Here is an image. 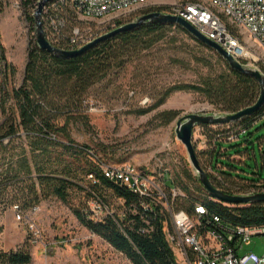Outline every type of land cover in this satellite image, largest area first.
Returning <instances> with one entry per match:
<instances>
[{
  "label": "trees",
  "instance_id": "16d2710c",
  "mask_svg": "<svg viewBox=\"0 0 264 264\" xmlns=\"http://www.w3.org/2000/svg\"><path fill=\"white\" fill-rule=\"evenodd\" d=\"M37 1L19 0L27 15ZM162 11L153 9L144 15ZM28 20L34 24L31 15H28ZM74 25L76 23L72 19L70 27ZM173 30L186 36L196 48L210 54L220 66V71H215L210 63L195 59L197 64L209 71L208 76L198 85L178 84L168 88L153 109L162 106L174 92L198 94L223 114H235L256 103L259 87L255 80L230 69L214 50L176 25L145 26L122 33L97 44L84 55L68 60L55 58L41 51L35 42L30 43L21 86L11 89L9 93H0V205L18 207L23 213L53 198L71 206L72 194L80 191L107 210L105 194L109 193L122 203L120 215L97 219L84 207H71L77 221L131 264H178L164 236L165 228L169 227L168 216L161 214L158 207L155 213L143 214L137 196L104 178L101 167L105 164L102 160L105 148L99 147L94 152L87 146L77 145L70 132V126L75 122L88 123L86 103L91 89L123 71L136 56L164 41ZM2 52L0 46V54ZM15 72L12 66L6 65L2 76L9 81ZM9 100L13 109L7 108ZM148 112L142 111L140 114ZM263 114L264 109L234 123L240 126V130L235 136H225V140H240V136H245L247 130L262 119ZM179 115L178 111H169L162 116L168 123ZM211 127L201 126L200 130L206 135ZM221 138L223 134L218 133L211 139L210 170L213 175H207L212 185L229 195L264 191V181L250 183L213 172L214 155L222 157L224 152ZM245 143L241 142V147ZM216 168L219 169L218 166ZM89 176L94 181L89 180ZM184 176L199 184L190 173ZM238 180L242 182L241 185L236 184ZM82 182L88 185L86 189L81 186ZM181 188L186 198L175 202L177 212L190 215L194 204L201 202L211 213L232 225L249 228L264 225V204L227 206L210 199L201 186L199 190L203 195L200 197L193 196L187 186L181 185ZM142 230L147 233L142 234ZM31 261L26 247L0 253V264H31Z\"/></svg>",
  "mask_w": 264,
  "mask_h": 264
},
{
  "label": "rangeland",
  "instance_id": "374dc122",
  "mask_svg": "<svg viewBox=\"0 0 264 264\" xmlns=\"http://www.w3.org/2000/svg\"><path fill=\"white\" fill-rule=\"evenodd\" d=\"M37 2L28 15L33 17ZM0 4V46L3 49L0 54V93H9L22 84L28 46L36 43V38L34 24L23 12L19 0H0ZM148 11L153 9H138L103 21H79L94 31H101L113 22H133ZM242 37L259 56H264L247 34L244 33ZM195 59L210 63L215 71H220V66L210 54L196 48L186 36L173 30L164 41L136 56L123 71L91 89L86 103L88 123L77 121L70 126L74 143L87 146L94 152L104 147L106 153L102 160L105 166L128 165L151 177L157 176L159 165L162 164L170 183L179 189H182L181 185L187 186L193 196H202L200 185L184 176L190 173L193 178L196 177L184 147L176 140L175 128L177 122L187 115L220 112L202 96L188 92H174L162 106L153 109L168 88L178 84L198 85L208 76L209 71L197 64ZM6 65L16 71L9 81L2 76ZM258 68L264 74L262 66ZM11 105L9 100L7 108ZM142 111L149 112L140 114ZM169 111H178L180 115L166 123L162 115ZM209 130L203 135L198 127L193 136L197 158L206 173L213 175L210 170L211 139L222 133L224 152L222 157L214 155L213 172L250 183L264 181V118L252 125L245 136L241 135L240 140L234 138V142L226 141L225 136H235L240 126H214ZM243 141L246 143L241 147ZM236 145L240 146L235 148ZM241 183L236 181L238 185ZM81 186L84 189L88 187L86 182H82ZM104 204L107 210H103L84 192L77 191L72 194L71 206L52 198L35 207L38 209L36 213L31 214V209L23 212L24 217L32 219L39 229L40 239L36 243H32L26 224L16 220L13 208L0 205V253L26 247L32 258L31 264H131L122 254L90 234L77 221L71 209L84 207L97 219L122 213V203L109 193L105 194ZM171 251L176 262L183 264L177 251L173 248ZM254 251L260 256L264 246L259 243Z\"/></svg>",
  "mask_w": 264,
  "mask_h": 264
},
{
  "label": "built area",
  "instance_id": "2783aa9c",
  "mask_svg": "<svg viewBox=\"0 0 264 264\" xmlns=\"http://www.w3.org/2000/svg\"><path fill=\"white\" fill-rule=\"evenodd\" d=\"M145 8L164 10L161 13L183 19L239 63L264 69V56H259L242 37L247 34L264 53V0H53L44 7L42 23L53 47L76 51L129 23L113 22L104 30L94 31L79 20L103 21ZM72 19L76 25L70 27ZM101 169L105 179L137 196L143 214L155 213L158 207L161 214L168 216L165 240L170 249L177 251L183 264H264V251L260 256L254 251L259 243L264 246V225L254 228L232 225L201 202L194 204L190 215L177 212L175 202L186 195L170 183L162 164L154 177L128 165H104ZM88 179L92 180V176ZM255 194L264 191L252 190L243 195ZM37 210L34 207L31 214ZM13 211L16 220L28 227L32 243H36L40 232L35 222L24 217L18 207H13Z\"/></svg>",
  "mask_w": 264,
  "mask_h": 264
},
{
  "label": "water",
  "instance_id": "95a60500",
  "mask_svg": "<svg viewBox=\"0 0 264 264\" xmlns=\"http://www.w3.org/2000/svg\"><path fill=\"white\" fill-rule=\"evenodd\" d=\"M53 0H38L37 9L33 14L35 38L37 47L51 56L68 60L84 55L97 44L104 42L115 36L134 31L138 28L152 25L168 24L181 27L195 40L199 41L208 48L214 50L230 67V69L239 72L256 81L259 87V97L256 103L244 110L235 114H210L199 115L191 114L181 118L175 128L176 140L184 147L190 167L194 171L196 178L208 195V197L217 203L227 206H249L264 204V194L255 195H229L216 189L208 178L207 173L201 167L197 158L193 136L196 128L201 126H226L241 121L244 118L252 117L258 114L264 108V75L256 67L245 66L235 60L230 54L223 50L219 45L201 35L193 26L181 18L168 15L161 12H152L143 15L133 22L125 24L93 41L76 51H63L53 47L46 38V33L43 28L42 14L44 7Z\"/></svg>",
  "mask_w": 264,
  "mask_h": 264
}]
</instances>
